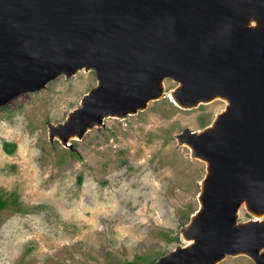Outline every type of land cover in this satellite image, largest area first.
Instances as JSON below:
<instances>
[{
	"label": "water",
	"instance_id": "1",
	"mask_svg": "<svg viewBox=\"0 0 264 264\" xmlns=\"http://www.w3.org/2000/svg\"><path fill=\"white\" fill-rule=\"evenodd\" d=\"M82 67L96 85L49 123L63 144L163 97L165 77L179 107L227 98L213 126L176 134L206 163L201 205L181 227L193 242L155 264H264V217L237 221L242 205L264 210V0H0V105Z\"/></svg>",
	"mask_w": 264,
	"mask_h": 264
},
{
	"label": "rangeland",
	"instance_id": "2",
	"mask_svg": "<svg viewBox=\"0 0 264 264\" xmlns=\"http://www.w3.org/2000/svg\"><path fill=\"white\" fill-rule=\"evenodd\" d=\"M96 83L82 67L0 105V264H155L190 244L181 227L200 206L206 163L176 134L212 124L226 101L183 108L164 94L68 143L51 136L49 123H62ZM163 85L169 93L177 81ZM4 140L15 142L13 152ZM238 210V222L257 219ZM254 263L238 253L214 264Z\"/></svg>",
	"mask_w": 264,
	"mask_h": 264
},
{
	"label": "bare ground",
	"instance_id": "3",
	"mask_svg": "<svg viewBox=\"0 0 264 264\" xmlns=\"http://www.w3.org/2000/svg\"><path fill=\"white\" fill-rule=\"evenodd\" d=\"M249 25H255V20L254 19H249ZM164 94H166L170 99H171V101L172 102H174L175 104H177L178 105V103H177V101H176V98L174 97V94H173V90L172 91H170L169 93H164ZM220 98H222V99H224L225 101H226V105L229 103V101L227 100V98H225V97H220ZM122 117V116H121ZM107 118V117H106ZM209 126H213V123L212 124H210V125H208L207 127H209ZM197 131H201V130H197ZM56 135V134H55ZM57 137L58 138H60L58 135H57ZM70 138H79V136L76 134V133H71V134H69V136H68V142H69V139ZM184 144H187V146H189L190 148H191V150H193V147H192V145H190L188 142H185ZM204 183V179H203V181H202V184ZM201 193V192H200ZM200 196V195H199ZM199 199H200V197H199ZM200 205H201V200H200ZM240 209V208H239ZM247 209V208H246ZM239 211V210H238ZM250 212H251V214H252V216L254 215V216H257V219H261L259 216L260 215H264V210L263 211H261V212H257V211H251V210H249ZM239 214V213H238ZM195 215V213L192 215V216H194ZM256 219V218H255ZM182 233V235H183V241L186 243V241L184 240L185 239V237L188 239V240H190V243H192L193 242V238L191 237V236H186V235H184V233L183 232H181ZM185 245H187V243L185 244ZM248 255V254H247Z\"/></svg>",
	"mask_w": 264,
	"mask_h": 264
},
{
	"label": "trees",
	"instance_id": "4",
	"mask_svg": "<svg viewBox=\"0 0 264 264\" xmlns=\"http://www.w3.org/2000/svg\"><path fill=\"white\" fill-rule=\"evenodd\" d=\"M16 144L13 141H9V140H4L2 142V148L6 151V152H13L14 148H15ZM79 179H81V176L78 177ZM6 205V200L2 197L1 193H0V208L4 207ZM153 260H151L149 262V264H153L152 263ZM128 264H137L133 261H128Z\"/></svg>",
	"mask_w": 264,
	"mask_h": 264
}]
</instances>
